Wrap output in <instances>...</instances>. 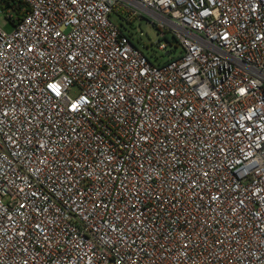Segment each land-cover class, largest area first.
<instances>
[{
    "label": "built area",
    "instance_id": "obj_1",
    "mask_svg": "<svg viewBox=\"0 0 264 264\" xmlns=\"http://www.w3.org/2000/svg\"><path fill=\"white\" fill-rule=\"evenodd\" d=\"M1 2L0 264H264V0Z\"/></svg>",
    "mask_w": 264,
    "mask_h": 264
},
{
    "label": "rangeland",
    "instance_id": "obj_2",
    "mask_svg": "<svg viewBox=\"0 0 264 264\" xmlns=\"http://www.w3.org/2000/svg\"><path fill=\"white\" fill-rule=\"evenodd\" d=\"M111 20L117 25L126 29L127 32L133 34L134 43L137 47H140L144 52L149 56H152V60L156 64H161L166 62L169 58L174 57L175 54L180 53V49L173 51L171 46L168 44L171 39V35L168 34L166 38H160L158 29L148 24L145 21L134 22L133 24H126L118 19L117 16L112 15ZM0 27L5 31L12 30V23L8 21L5 17V14L0 11ZM142 34V35H140ZM168 38V39H167ZM164 42L168 45L170 51L169 55H166L167 51H159L157 48L158 41Z\"/></svg>",
    "mask_w": 264,
    "mask_h": 264
},
{
    "label": "trees",
    "instance_id": "obj_3",
    "mask_svg": "<svg viewBox=\"0 0 264 264\" xmlns=\"http://www.w3.org/2000/svg\"><path fill=\"white\" fill-rule=\"evenodd\" d=\"M14 0H2V2H1V4L3 5V6H5V5H7V6H13L14 5ZM168 39V38H167ZM169 41V43H171L170 42V40H168Z\"/></svg>",
    "mask_w": 264,
    "mask_h": 264
}]
</instances>
